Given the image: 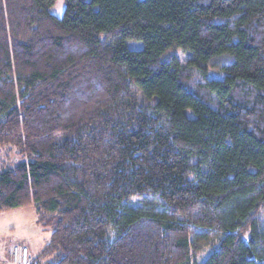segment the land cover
Wrapping results in <instances>:
<instances>
[{"label": "trees", "instance_id": "trees-1", "mask_svg": "<svg viewBox=\"0 0 264 264\" xmlns=\"http://www.w3.org/2000/svg\"><path fill=\"white\" fill-rule=\"evenodd\" d=\"M0 145L31 264H264V0H0Z\"/></svg>", "mask_w": 264, "mask_h": 264}, {"label": "rangeland", "instance_id": "rangeland-1", "mask_svg": "<svg viewBox=\"0 0 264 264\" xmlns=\"http://www.w3.org/2000/svg\"><path fill=\"white\" fill-rule=\"evenodd\" d=\"M131 48L142 47L141 42L129 41ZM188 53H180L178 59L185 62L191 58ZM188 57V58H187ZM209 78H222L223 72L209 70L206 74ZM20 159L18 154L9 146L0 145V168L14 164ZM138 200V199H137ZM39 212L35 205L21 206L0 211V264H9L8 249L14 244H25L33 258L38 257L50 240L51 230L38 223ZM212 251L209 245L199 255L198 263H201ZM34 259V258H33ZM52 257L45 256L40 259V264H49Z\"/></svg>", "mask_w": 264, "mask_h": 264}, {"label": "built area", "instance_id": "built-area-1", "mask_svg": "<svg viewBox=\"0 0 264 264\" xmlns=\"http://www.w3.org/2000/svg\"><path fill=\"white\" fill-rule=\"evenodd\" d=\"M9 264H31L33 258L30 254V250L27 245L24 244H14L8 249ZM1 263V259H0Z\"/></svg>", "mask_w": 264, "mask_h": 264}, {"label": "crops", "instance_id": "crops-1", "mask_svg": "<svg viewBox=\"0 0 264 264\" xmlns=\"http://www.w3.org/2000/svg\"><path fill=\"white\" fill-rule=\"evenodd\" d=\"M25 245V244H24ZM36 256L34 255L33 258H35Z\"/></svg>", "mask_w": 264, "mask_h": 264}]
</instances>
